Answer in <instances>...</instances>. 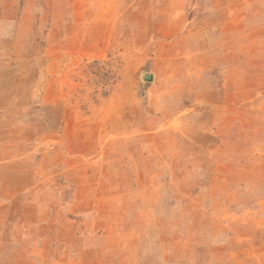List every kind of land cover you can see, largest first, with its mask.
I'll list each match as a JSON object with an SVG mask.
<instances>
[{"label": "rangeland", "instance_id": "rangeland-1", "mask_svg": "<svg viewBox=\"0 0 264 264\" xmlns=\"http://www.w3.org/2000/svg\"><path fill=\"white\" fill-rule=\"evenodd\" d=\"M0 264H264V0H0Z\"/></svg>", "mask_w": 264, "mask_h": 264}, {"label": "water", "instance_id": "water-1", "mask_svg": "<svg viewBox=\"0 0 264 264\" xmlns=\"http://www.w3.org/2000/svg\"><path fill=\"white\" fill-rule=\"evenodd\" d=\"M145 78H149V76H145Z\"/></svg>", "mask_w": 264, "mask_h": 264}]
</instances>
